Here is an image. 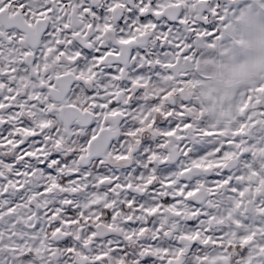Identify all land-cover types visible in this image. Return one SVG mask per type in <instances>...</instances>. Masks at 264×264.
I'll list each match as a JSON object with an SVG mask.
<instances>
[{"label": "snow or ice", "instance_id": "snow-or-ice-1", "mask_svg": "<svg viewBox=\"0 0 264 264\" xmlns=\"http://www.w3.org/2000/svg\"><path fill=\"white\" fill-rule=\"evenodd\" d=\"M0 264H264V0H0Z\"/></svg>", "mask_w": 264, "mask_h": 264}]
</instances>
